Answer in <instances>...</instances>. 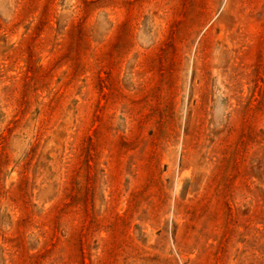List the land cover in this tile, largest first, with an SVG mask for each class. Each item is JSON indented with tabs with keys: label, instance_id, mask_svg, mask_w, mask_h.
Masks as SVG:
<instances>
[{
	"label": "rangeland",
	"instance_id": "obj_1",
	"mask_svg": "<svg viewBox=\"0 0 264 264\" xmlns=\"http://www.w3.org/2000/svg\"><path fill=\"white\" fill-rule=\"evenodd\" d=\"M0 264H264V0H0Z\"/></svg>",
	"mask_w": 264,
	"mask_h": 264
}]
</instances>
